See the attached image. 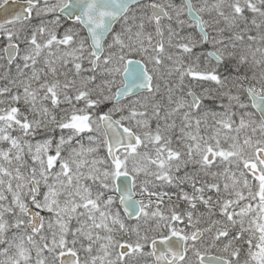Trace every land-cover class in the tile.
Here are the masks:
<instances>
[{"label": "snow or ice", "instance_id": "1", "mask_svg": "<svg viewBox=\"0 0 264 264\" xmlns=\"http://www.w3.org/2000/svg\"><path fill=\"white\" fill-rule=\"evenodd\" d=\"M0 264H264V0H0Z\"/></svg>", "mask_w": 264, "mask_h": 264}, {"label": "rangeland", "instance_id": "2", "mask_svg": "<svg viewBox=\"0 0 264 264\" xmlns=\"http://www.w3.org/2000/svg\"><path fill=\"white\" fill-rule=\"evenodd\" d=\"M161 2H164V0H161ZM161 86H162V88L164 87L163 81H161Z\"/></svg>", "mask_w": 264, "mask_h": 264}]
</instances>
